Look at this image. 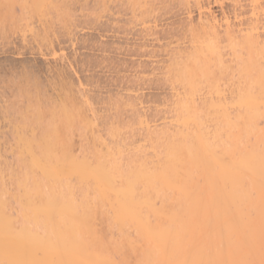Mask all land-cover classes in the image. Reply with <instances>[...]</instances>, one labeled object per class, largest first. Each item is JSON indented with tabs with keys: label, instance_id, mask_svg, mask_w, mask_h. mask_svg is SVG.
<instances>
[{
	"label": "bare ground",
	"instance_id": "bare-ground-1",
	"mask_svg": "<svg viewBox=\"0 0 264 264\" xmlns=\"http://www.w3.org/2000/svg\"><path fill=\"white\" fill-rule=\"evenodd\" d=\"M56 1L0 0V25L6 28L0 30L2 36L6 34L4 30L14 23L11 21L17 22L23 18V22L31 13L40 20L55 12H58L56 16L61 14L69 17L68 10L64 12L68 6L62 4L63 13H59L62 9L58 8ZM106 1L111 0H96L99 6L96 5V10L103 8L102 11L106 12L109 4H115L112 0L109 6L104 5ZM116 1L118 9L130 11L132 18L130 16L129 21L133 23L135 20L150 19L151 15L153 18L154 11L156 15L162 14L161 10L170 9L176 0ZM178 1L183 2V7L186 5L184 3H189V0ZM178 1L176 3L180 5ZM190 1L194 4L191 5L193 9L197 10V26L192 23L186 30L182 29L185 33L180 30L178 32L182 35L177 34L186 36V31L194 34L197 29L200 32L196 31L193 38L189 35L188 40L193 44L191 49L187 47L190 50L186 48L188 52L175 50L174 58L172 54L170 59H165L167 62L164 60L165 65L161 64L163 68L166 66L165 79L175 85L174 88L178 87L170 88L177 97L176 111L174 104L171 106L176 112L175 117L170 119V115V122L163 121L158 125L160 121H157V125H150V120L148 123L141 118L146 116H140L141 119L138 116L144 131L143 139L140 140L149 141V145L146 142L141 144L148 153L131 149L130 152L134 154L130 153L132 155H128V160L123 163L119 159L124 151H120L122 147L111 144L112 139L109 140L110 147L109 144L108 148L100 145L106 155L103 150L101 154L93 153L90 141L88 144H91L89 148L92 151L87 149V152L85 147L88 148V144L84 142V147L80 143L81 146L79 141L74 142L71 133L67 134L77 125L74 107L64 106L63 102L61 112H51V117L45 120L38 116L41 102L40 108L34 106L37 102L33 101L38 94L31 96L25 89L23 94L29 97L26 100L23 101V95L15 90L17 95L13 93L11 97L16 100H9L11 103L5 101L0 105V144L13 142L16 148L21 145L17 152L11 149V155L7 156L11 158L14 153L17 155L14 161L17 169L13 178L15 187L21 191L19 201L23 207L20 222L17 219L20 213H15L13 207L7 205L15 195L6 200V185L0 182V247L4 245V249L0 248L3 250L0 264H264V38L260 36L261 29L258 26L259 20L264 19V0H248L251 1L248 3L250 12L247 10L249 16L244 20L246 12L241 15L243 19L238 16L240 12L238 15L235 12L234 21L240 18L236 23L230 22L227 15L218 20L208 0ZM217 1H213V4ZM65 13L68 16L63 15ZM160 14L158 18L164 19V14ZM98 15L101 19L104 14ZM154 19L156 22L157 17ZM6 20L11 23H6ZM150 26L144 29L150 31ZM14 27L11 32H7L12 34ZM197 35L200 37L196 38ZM221 36L225 39H221ZM222 40L227 42V45L223 42L226 46L221 45ZM223 46L226 49H222ZM220 48L224 51H220ZM51 50L50 54H58ZM81 88L80 85L74 88L76 94L80 95L75 97L81 98ZM129 93H126L128 97ZM132 100L136 106V99ZM171 107L169 110L174 116ZM138 110L132 111V114H138ZM88 125L90 121H78L76 130L83 127L87 130ZM110 129L107 135L111 136L113 133ZM114 133L118 132L114 130ZM80 134L86 135L84 131ZM83 136L79 135V138L84 140ZM91 136L94 140L97 138L95 141L102 140ZM112 145L113 150L119 148L115 150L117 153L107 152ZM3 149L6 154L10 150L9 147ZM0 177V181H3L1 173ZM74 178L77 184L72 180ZM105 207L111 222L108 221L109 226H105L108 230L104 231L101 224L98 229L99 226L96 223V227L94 222H98V213H103ZM50 211L55 212L56 216L50 215ZM18 222L20 228L17 229ZM100 229L103 234L97 231ZM13 234H22L24 238L27 236L26 239L34 238L36 243L25 240L28 246L19 245L25 244L24 238L23 242L19 236L13 239L10 237ZM6 246H12V250ZM47 252L48 257L45 256ZM50 254L53 260L56 257L55 261ZM41 258L44 261L39 260Z\"/></svg>",
	"mask_w": 264,
	"mask_h": 264
},
{
	"label": "rangeland",
	"instance_id": "rangeland-1",
	"mask_svg": "<svg viewBox=\"0 0 264 264\" xmlns=\"http://www.w3.org/2000/svg\"><path fill=\"white\" fill-rule=\"evenodd\" d=\"M111 1L110 2L106 1L107 4H104V5H108L109 3H111ZM177 1L178 0L175 1L174 3L175 5L173 6L171 5L173 3H166V4L171 5L170 9L172 8L171 10L172 13L170 14L171 12L170 9L168 7L167 8L165 7L166 9H164L163 11L167 10L166 11L167 13L166 12L163 13V11L161 10V13L164 14V19L161 17L162 20H160L161 18H158L160 13L156 15V12L154 11L153 14L155 16L152 18V15H151V18H150L151 20L148 18L150 20L149 22H147L148 19L140 20L142 21V24L139 20L134 21L133 19L132 20L134 22L131 23L132 21H129L130 16H131L130 11L127 12V10L126 11L125 9L122 10V8L121 10L120 8L118 9V5H115L117 2L116 0L115 1L113 0V2H115V4L113 3L115 6L114 5L112 6L114 7H112L111 4H109L110 6L108 5L109 7L106 6V8L108 7V11L106 10L107 13L105 12V10L104 12L102 11L103 8L102 9L99 8V11L96 10V7L98 6V3H95L96 0H58V2L56 1L58 4V8L61 7L62 9L59 11V13H61V11L63 13L64 6H62V4L63 5L66 4L65 7L67 6L68 7L65 8L64 12L66 11L67 13V10H68L69 17H65V16L63 17L61 14L60 15L62 17L60 15L56 16L58 12L56 13L54 11L56 14L54 12H51L54 14H49L50 16L48 15V17L46 16V19L48 18L47 20L45 18H43V20L42 19L40 20V18L34 13L33 14L31 13V15L27 14L29 16H27L26 18V15H24V19L25 18L26 19L23 22L21 20L23 18L19 19L21 20V22H18L19 20L17 22L11 21V22L16 23L17 27L15 26L14 23H12V25H14L17 28V30L14 26L10 24L11 22L10 23L8 22L9 20H6L5 22L6 23L8 22V24L14 27L13 30L14 31L16 30V31L12 32L13 35L11 33H8L7 30L10 31L12 27L9 25L10 29H8L9 28L8 24L6 25V23L4 22L8 28L7 30H4L6 34L5 35L3 34L2 36L1 31H3L2 28H4L3 27L4 25L3 24H2L3 26L0 25V30H1L0 31V105H3L5 101H8L7 103H11L9 102V100L10 101L12 100V102L15 101L16 98L14 100L12 99L11 96H14V94H16V91L18 90L19 91L17 93L19 95L20 94L23 95L21 97L23 98L22 100L24 101V99L27 98L28 96L26 97L23 93L29 91L30 93L28 94H32L31 96L35 97V95L37 96L38 94V96L34 98L36 100H34L33 102H37L36 104L34 103V106L36 105L38 106V108L41 107L40 109H38L39 111L41 110L40 113L39 111L37 112L39 113L38 116L44 117V119L46 120L49 117H51L50 115L51 112H53V114L61 112L60 111L62 107L61 105L63 104V102H65L64 106L67 105L68 107H72V109L74 107V110H75V112H73V115H75L74 117H75L77 125H74L75 129H73V131L71 130L72 132H69V131H68L69 133L67 132V134L71 133V136H73L72 138L75 140V141L73 140L74 142L79 141V144L81 143L85 147V143L88 144L89 143L88 141H90L92 144L93 150H94L93 153L96 152L98 154V152H100L101 154L104 148L101 147L100 145L102 146L104 145V147H107V145L111 141V144H116L118 145V147H122L120 148V151L123 149L122 151H124L123 154L125 155L123 157V154H121L122 155V156L120 155L121 158L119 157L120 158L119 160L120 161L122 160V162L124 160L125 161L128 160L127 159L128 155L131 156L132 154H134L132 151L130 152L131 149H133V151L135 152L136 150H138V152L141 150L145 153H148L149 151L146 152L147 150H144L143 145H142L146 141L144 142L143 140L142 141L140 140V139H143L144 131L142 128L143 125H141L139 119L141 118L143 120L145 119L147 120L148 123L150 120V125H153V123L154 125H157L158 124L157 121L158 122L160 121V123L158 124L160 125L161 123H163V121L165 123L170 122L169 118L170 119L174 118L175 113H176L174 111H176L175 101L177 100L176 99L177 97L174 95L175 92H171L172 90L170 89L171 86L174 88L175 85H171L170 81L165 79L167 77V74L165 73L166 66L165 68H163L162 67L163 65L161 64L165 65L164 60L171 57L172 54H173L172 58H174V55H176L175 50L181 49L183 53H186L184 51H187V49L190 48V46L193 44L192 41L194 40L193 39L191 41L192 42L191 44L190 41L188 40L190 39L189 35H192L191 37L193 38V35H195L196 31L199 30L197 29L196 31H194L193 32L194 34H190V32L186 31L187 33L186 36H178L177 33H179V35H182V33L180 34V32L184 31L182 29L184 28L186 30V28H188L187 26L192 25V23L196 24L195 26H197L198 22L196 23V21H198V14H197V10L193 9L194 4H191L192 2L190 0H189L190 4L189 3L188 4L192 8H190L189 6L187 7L188 5L187 3H184L186 5H184L185 7H183L182 5L183 2L178 1L180 2V5H179L176 3ZM213 1L216 2L217 0H213ZM213 1L208 0V2H210L213 15H216L215 17H217L218 20L219 18L221 19L222 16L227 15L226 17L230 20V22H233L235 19L234 16L240 13L241 14L238 16L242 19L244 17V20H246L247 19L246 17L249 16L248 15L249 13H247L248 12L247 10L251 8V6H249L248 4L251 1L249 2L248 0H218L216 4L214 3L215 5L213 4ZM218 2L220 3V5ZM101 7H104V6H101ZM111 7L114 8V11L113 9L111 10ZM116 7L119 11L115 9ZM173 7L175 8V11ZM187 8H189L190 10ZM185 11L186 12L188 11L189 13L188 12L185 13ZM100 12L104 14L103 17L101 16L102 17L101 19L99 18L100 16L98 15V14L102 15ZM235 12H236V15H235ZM244 12H246L245 15H244ZM66 13L63 15L68 16V14ZM162 14H160V16H163ZM167 14H170V15H167ZM241 15H244V16L241 17ZM187 16L188 17L191 16L187 18L188 21L187 19H185ZM155 17H157L156 22H154ZM261 17L263 18V16ZM96 18H99L100 20ZM15 19L17 20L18 18H15ZM239 19L237 18V20ZM144 20L146 22L145 23L146 25L143 24ZM189 21H194V22L190 23ZM17 23L19 24L17 25ZM147 23L153 26L155 30L152 31L153 28L151 26L149 28L150 31H148V29L145 30L144 28L146 26L147 27L149 26ZM187 23L188 24L190 23V24L188 25ZM185 24H186V27H184ZM155 26H158V28ZM233 26H236V25H233ZM258 26L261 29V30L259 29L260 30L259 32L261 33L260 36L264 38V30H263L264 29V19L259 20ZM233 28L236 29L235 27ZM218 29L219 31L223 32V30H220V28ZM221 29H223L222 25H221ZM151 31L153 32L152 35H151L152 33ZM154 32H156V34H154ZM199 32L197 31V33ZM7 33L9 34V36H7L8 35ZM33 33L35 34V37H33L34 36ZM31 35H32V38H31ZM6 36L8 37V39H6L7 38ZM163 36H165L166 38ZM223 36H221V39L223 38ZM197 37H200V36L197 35L196 38ZM168 40H170L169 42L171 43L167 42L168 43L167 44L166 41ZM223 42H225V44L227 43L226 41L222 40V44L221 43L220 44L224 45ZM165 43L167 44L166 47H164L166 45ZM157 45L158 46L160 45V46L158 47ZM47 46L49 47V50ZM188 46L189 48H187ZM224 46L223 48L222 47L221 48L226 49V47ZM51 49L55 50L56 53L58 54H56V56H54L53 54H50ZM172 49H174V51ZM222 49L220 51H224ZM171 51H173L174 53L172 52L171 54H168ZM227 51L228 50H226L225 52L227 53ZM183 53L181 52L180 54H183ZM177 55H178V52H177ZM160 67L164 69V70L162 69V72H161ZM163 74L165 75V77ZM163 80H167V82L168 81L169 82L167 83L166 81H163ZM81 84H83V86ZM75 85L77 86L80 85V87H82L81 88V91H83L82 94L85 95L83 98H82L83 95L81 96V98H79L80 97V95H78L79 93L76 94L77 92H76V89L74 88H76L77 86ZM83 87L85 88V90ZM24 89L26 90L25 92H24ZM174 89H178V87ZM176 91H179V90H176ZM203 91L201 93L205 94ZM131 92H134L135 96L137 98L140 97V99H137L135 96L132 97L134 93H131ZM126 93L127 95L129 93L130 99L126 95ZM75 96H79V97H75ZM131 98L136 99L135 102H137L136 104L139 106L137 105L135 106V103H133L134 100H132ZM30 100H32V98H30ZM40 102H41L40 104L41 106L39 105ZM87 102L88 104H86ZM83 103L85 104V106ZM133 106L137 108H134ZM140 106L142 109L140 108ZM171 106L174 107V111H173V107ZM132 107L136 110H138L139 108L138 114L142 113V115H138L137 112L132 114V111H134ZM170 107L172 108L174 116L172 115L171 110H169ZM33 112L35 113L36 111L34 110ZM143 112H146L148 116L145 115L146 113H143ZM34 115H36V113ZM164 115L167 117L166 119L168 120L164 119L165 118ZM138 116H139V119H138ZM140 116H144V117L146 116V118H143V117L140 118ZM158 116L162 119L160 120ZM80 119L84 121L86 120V122L90 121V125L88 126L93 127V129H89L88 127V129L86 128L87 130H85V127H83L84 129L81 128L79 129L80 131L78 130L79 131L78 132L76 130L78 129L76 128V126L79 127L78 121H81ZM91 119L93 120L91 121ZM109 127L113 128L118 133H114V130H111ZM108 129H110V131H112L113 133L111 136L110 134L107 135ZM74 130H76L75 133H74ZM82 131H84V134L86 135L84 136L81 135L80 133H82ZM96 131L97 133L94 134V132ZM36 133H39V132H36ZM73 133L75 135H73ZM79 135L81 137L83 136L84 140H82L81 137L79 138ZM91 135H95L94 137L102 138L103 144L100 143L102 141L101 139H98L97 140L98 142H97L95 141L97 138L94 140L93 136ZM112 136H114L115 138L117 137V139L116 140L115 138L113 139ZM92 139L95 141L96 144L94 143ZM113 140L117 141L119 144L117 142H112ZM119 141H122L123 144L122 142H119ZM148 142L149 141H147L146 143ZM3 144H6V143L0 144V150L2 148V150L4 151L3 148L9 147L10 150L6 149V150H9L8 151L9 153L11 149H13V152L14 151L17 152L18 147L21 146V145L20 146L18 145V147L16 148L17 145H15L16 143L13 144V142L12 143L8 142L9 146L7 144L6 146H4ZM91 144H88L89 145L88 148L85 147L86 151L87 149H90L92 151V148H89ZM111 144H109V147L111 146ZM119 145H123V146H119ZM146 145H149V143ZM113 146L114 145H112L111 149L109 148L110 150H107V152L111 151L113 153L115 152L117 153V151L115 150L119 148H116L113 150L114 148ZM97 149L98 150L101 149V150L98 151ZM2 150L0 152H3ZM8 152L7 154L5 152L0 153V158H1L0 159V170H1L0 173L3 176L2 177L3 181H0V182L6 185V189H7V194H6L7 199L6 200H8V198L12 199L11 196L15 195L12 201L11 200L8 201L7 205L8 206L11 205L10 208L13 207L12 211H14L15 213L17 214L20 213L17 219L18 220L20 219L19 221L21 222L22 220L21 215H23L21 213H23V210H22L23 207L20 205L21 201L19 200H20V197H22V195H20L21 191L20 190L18 191L17 188L15 187V181L13 178L14 177L13 174L14 172H16V169H17V168L15 169L16 165L14 162L17 158L15 156L17 155H15L14 153V156H11V158H8V156L11 155V153L8 154ZM87 152H85V154H87ZM81 154L79 158L81 157ZM103 154L106 155L107 153H105L104 151ZM3 155H4V158H3ZM88 155L90 154L88 153ZM72 180L74 181L76 179L74 178ZM75 183L77 184V182ZM15 202L19 203V205H17V203ZM14 209H17L16 210L17 212ZM25 211H27V209ZM38 211H41V210H38ZM51 211L53 210L51 209ZM51 211L49 212L50 215L54 214L56 216L55 212L52 213ZM38 213L40 214L41 212H38ZM42 214L40 216H42ZM98 214H99V217L97 218L98 220L96 219L98 222L95 221L94 225L96 223H97L96 225L98 226L101 224V226L105 228V229L102 228L104 229V231L108 230L105 226L108 223V221L111 222V219H110V214L108 213L107 209L104 210L103 213L100 212ZM20 222H18L17 224L18 226L17 229L20 228ZM101 226L99 227L96 226V227L99 229ZM97 231H99V233L103 232L101 229ZM107 234L110 235L109 233ZM13 235L11 236L9 235V236L12 237L13 239L19 236V238L21 237L22 242H23L24 236H22V234L20 235L18 234L17 236L16 235L13 236ZM26 237L27 236H25L24 241L26 240L29 243L31 242V240L34 239V238L26 239ZM106 240L108 239L106 238ZM26 241H25V244L20 243L19 245L28 246L29 243L26 245L27 243ZM33 241L35 242V240ZM33 241H32V244L34 246L36 242L33 243ZM33 246H30V247L32 248ZM3 247L4 245L1 246L0 248L4 249ZM8 248L10 247H7V249ZM11 248L10 250H12ZM2 249H0V251ZM25 250H27V248ZM2 251L0 253H3ZM49 251H50L49 253H51V250ZM49 253L47 252L46 255L45 254L44 255L48 257ZM51 254H50V257L52 256ZM41 255H43V253ZM55 258L53 260V256H52L51 259L55 261ZM44 259L46 260L45 257ZM49 259L50 258H48L47 260ZM57 259H60V257L59 258L57 257ZM39 260L44 261L43 258ZM58 261L59 260H57V262Z\"/></svg>",
	"mask_w": 264,
	"mask_h": 264
}]
</instances>
